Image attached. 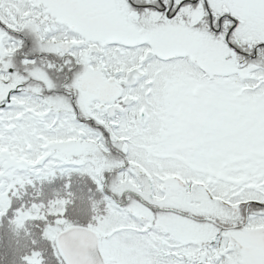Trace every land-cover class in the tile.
Wrapping results in <instances>:
<instances>
[{
	"label": "snow or ice",
	"instance_id": "snow-or-ice-1",
	"mask_svg": "<svg viewBox=\"0 0 264 264\" xmlns=\"http://www.w3.org/2000/svg\"><path fill=\"white\" fill-rule=\"evenodd\" d=\"M0 264H264V0H0Z\"/></svg>",
	"mask_w": 264,
	"mask_h": 264
},
{
	"label": "trees",
	"instance_id": "trees-1",
	"mask_svg": "<svg viewBox=\"0 0 264 264\" xmlns=\"http://www.w3.org/2000/svg\"><path fill=\"white\" fill-rule=\"evenodd\" d=\"M7 242V241H6Z\"/></svg>",
	"mask_w": 264,
	"mask_h": 264
}]
</instances>
